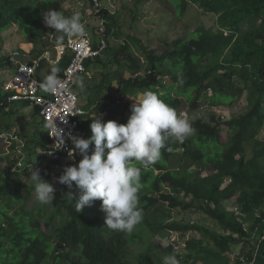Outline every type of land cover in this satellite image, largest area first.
Wrapping results in <instances>:
<instances>
[{"label":"trees","instance_id":"16d2710c","mask_svg":"<svg viewBox=\"0 0 264 264\" xmlns=\"http://www.w3.org/2000/svg\"><path fill=\"white\" fill-rule=\"evenodd\" d=\"M170 3L179 17L183 16L188 4L216 15V28L198 26L189 34L173 38L166 36L158 42L160 49L156 51L146 48L141 40L130 38L135 41L136 51L141 53L144 64L138 56L129 53L128 39L113 47V62L126 66L129 71L135 69L140 72L143 69L140 78L129 76L120 81V95L134 99L152 91L180 112L185 109L183 101L194 108L205 99L210 101L211 106L226 108L237 101L246 88L251 97L250 107L224 122L227 140L223 142L219 124L214 121L215 114L210 112V121L199 118L190 122L193 134L181 142L182 145L180 142L172 143L169 137L161 150L160 160L148 169H143L136 161L131 162L132 166L141 167L143 185L139 192L143 220L132 233H118L107 228L105 214L100 211V200H96L97 209L91 205L77 212L79 191L76 186L73 192H68L60 185L54 210L48 204L36 205V202L27 206L26 197L18 206L22 193L20 180L16 179L18 171H6L0 167V264H48V259L52 258L57 248L51 239L58 243V247L63 243L68 246V250L59 256L62 260L53 258L54 264L162 263L159 258L156 262L148 259L142 263L132 253L131 246L141 239L140 233H148L149 239L154 241L155 234H164L167 230L179 231L183 235L190 230L200 231L219 248L215 251L194 237L188 238L184 241L186 254L181 255L185 260L178 259L179 264H227L228 258L223 253L230 245L238 239L250 238L243 228V219L225 210L222 203L234 200L238 209L245 213L252 204L260 206L264 203V169L259 161L264 156V141L257 137L264 127V97L261 94L264 91V0H170ZM53 10L70 17L59 0H0V34L12 25L18 26L21 34L25 35V41L32 46L30 57H35L41 52L38 44L49 43L48 33H58L51 28L47 31L43 22V14ZM101 13L107 19L105 33L108 43L112 29L117 28L119 23L116 14L106 10ZM16 50L25 53L21 49ZM6 59L5 62L11 65L9 56ZM68 60L69 52H66L57 67L58 75ZM94 62L103 63L99 57L89 59L85 62L86 68ZM44 64L42 60L38 71ZM235 76L243 86L234 80ZM79 78L83 82L84 75ZM74 89L81 95L82 89L77 83ZM4 96L0 84V102L5 99ZM87 100L86 109L96 107L94 99L89 97ZM3 104L5 108L7 103ZM103 110L106 113L99 119L102 122L115 120L126 124L131 105L125 103L120 113L114 109L95 108L96 113ZM9 113L11 110L5 112ZM95 119V116L87 115L83 123ZM93 147L90 145V151ZM68 166L75 165L66 164L63 168ZM194 167H199V170ZM64 169L58 173L49 172V169L40 171L47 177L58 178ZM201 170L209 176L200 178ZM220 177L230 182L221 188ZM247 185L255 187L250 194L244 189ZM178 192L190 195L191 200H179ZM166 202L171 208L193 207L204 211L222 232L209 230L194 222L158 223L155 213L159 211V204ZM9 206L14 210L10 211ZM250 229L254 231L255 239L245 262L264 264V212L256 217ZM151 253L156 254L154 246ZM242 262L241 259L237 261Z\"/></svg>","mask_w":264,"mask_h":264},{"label":"rangeland","instance_id":"374dc122","mask_svg":"<svg viewBox=\"0 0 264 264\" xmlns=\"http://www.w3.org/2000/svg\"><path fill=\"white\" fill-rule=\"evenodd\" d=\"M59 2L66 10H68L69 16L79 14L81 21L86 19L89 29L94 30L98 22L93 17H87L90 10L88 0H59ZM105 4L114 14L117 15V22L119 23V26L112 29V32L108 37V47L99 57L103 63H92L88 68V74L84 76V87L81 90L79 99L83 106H85V103L88 101L87 98L90 97V99L95 100L98 107L104 106L106 108L118 109L119 102L126 99V96L120 95V81L128 78L129 76L140 78L143 75V69L140 72H137L135 69L129 71L126 66H119L117 63L112 61L113 54L111 49L119 46L126 39H128L130 45L128 49L129 53L135 56H140L141 53L136 51L135 41L130 40V38L139 39L146 48L156 51L160 47L158 42L162 41L166 36L167 38H173L181 34H189L198 26H204L207 29L216 28V15L206 13L194 4H188L183 16L181 17L178 16L177 11L175 10L174 5L170 3V0H144L142 2L139 0H106ZM85 27L87 26L85 25ZM46 30L48 31L49 27H47ZM92 33L93 35L90 36L92 44L94 47H97L100 38L96 36L95 32ZM23 35L16 25L10 26L7 30L0 34V84L3 85V87L5 86L4 83H7L10 77L14 75V67L5 62L7 61V56H9L11 52L16 51V49H21L28 54L30 52V48H32L31 44L25 41ZM62 35L65 37V34ZM66 37L68 36L66 35ZM49 42L48 49L52 51L51 45L54 43L51 40ZM38 47L44 50L42 44H38ZM53 53L49 52V55H53ZM12 54L13 53H11V55ZM43 66L44 67L39 71L38 77L44 81L46 76L50 74L51 69L54 67L57 68L58 66L52 65V63H45ZM164 79L167 80V76H165ZM237 79L238 78L235 76L234 80L243 86V83ZM164 82L165 81L163 80V83ZM97 89H99V91ZM245 89L243 90L241 97L226 108L211 106L212 104L208 99L200 100L194 108L186 105L183 101L186 115H181L178 111L177 114L186 118L190 123L191 121L199 118L210 121L211 117L209 114L210 112H214V121L219 124L222 132L221 141L223 142L227 140V134L225 133L226 127L225 125L223 126L224 122L233 116H237L245 112L250 107L251 97L248 90ZM4 94L5 92L2 90V95ZM207 94H209V92H207ZM261 94L264 97V91ZM140 99L135 100L138 102ZM11 105L15 108L21 107L23 111L14 112L13 114H5L4 117L2 116L3 120H0V127L8 123L10 126L13 125L12 123L16 118L18 121L22 120V122L25 121L26 123L22 126V122L20 121L17 127H15L16 132H20L18 136L22 140L17 138V140H13L12 142L9 140V142L4 138H0V167H3L6 171H11L14 169L13 166L16 160L18 161L20 157L25 159V162L20 168V172H18V175L16 176V179L20 180V190L22 192L21 201L18 203V206L23 203L25 197L27 206H32L33 202H36L37 205L39 201L36 199L34 186L28 177L30 175V165L33 169H35V166H38V168H44L45 166L44 161L42 163H33L37 154H40L43 157L46 156V153L41 152V149L39 148L41 147L40 142H45V127L42 123L37 121L38 117L31 105H22L20 102L13 103ZM92 109L95 111V108ZM128 111L130 112L131 110ZM90 116H96L97 119H100L105 116V110L101 111L97 115H95L94 112H91ZM20 128L21 131H19ZM88 130L90 134H92L91 129ZM257 137L264 141V127L260 129ZM170 140L172 143L178 144L179 142L173 137H170ZM180 145H182L181 142ZM259 161L264 169V156L260 157ZM188 163L190 164L191 160H189ZM64 164L65 163L63 162L54 169L47 165L46 169H49V172L58 173L63 170L61 167L63 168ZM76 166H78V164ZM196 170H199V167H196ZM40 175L45 181L51 183L55 189V198L53 202L48 203L51 210H54L53 205L55 204L61 184L54 176L47 177V174H44L41 171ZM205 176H209V173L201 170L199 177L201 178ZM218 182L222 188L226 186L230 180L220 177ZM62 186L66 191L73 192L75 184H73L71 188L63 184ZM167 188L169 191L171 190L169 187ZM244 189L250 194L255 187L247 185ZM177 196L179 200H184L185 202H189L192 198L190 195L185 196L183 192H178ZM92 205H94L95 209H97L96 201ZM212 205L213 204L210 206ZM222 205L225 210L236 216H240L243 219V228L247 231V236L250 237L249 239L245 237V239L236 240L235 243L231 244L230 248L223 253L224 256L228 258L227 264H240L237 263L239 259L243 261L242 264H248L245 262L246 256L248 252L250 253L253 240L255 239L254 231H252L250 227L256 217L260 215L261 212H264V203L260 206L252 204L250 210L246 211V213L238 209V204L235 203L234 200H225ZM9 209L10 211L14 210L13 207H10ZM154 218L157 219L158 223L162 222V224H171L176 222L187 224L194 222L196 224H200V226L208 228L209 230L222 232L218 224L213 219L208 217L204 211L193 207L186 209L183 207L171 208L167 202L160 203L159 211L155 213ZM42 228L44 229L43 225H41V229ZM186 233L183 235L179 231L175 232L167 230L164 234H155L154 241L149 239L148 233H140L141 239L136 240V242L131 246L132 253H135L136 257H138L142 263H145L148 259H152L156 262L159 258L162 260V263L155 264H163V258L166 255H177V259H182L181 255L186 254L184 241L191 237H194L203 245L213 248L215 251L219 250V248H216L213 245L210 238L200 231L190 230ZM51 242L54 246H57V248H55L52 258L48 259V264H54L53 258H59V256L64 254L66 249L68 250V246L64 243L58 247V243H56L54 239H51ZM153 246L156 248L155 255H152L151 253L153 251ZM165 249H170L171 251ZM59 259L62 260V257ZM182 260H185V257H183Z\"/></svg>","mask_w":264,"mask_h":264},{"label":"clouds","instance_id":"9594fccd","mask_svg":"<svg viewBox=\"0 0 264 264\" xmlns=\"http://www.w3.org/2000/svg\"><path fill=\"white\" fill-rule=\"evenodd\" d=\"M102 1L103 7L101 8V11L99 14H95L92 13L93 5L91 0H88L90 10L87 17H93L98 22L94 30L89 29L86 19L81 21L79 14H73L70 17H66L62 13L54 10L43 14L44 24L49 27V29L51 28L58 32L56 35L54 34V36H58L59 39H66V35L69 37L83 38L86 31H88L89 36H92V32H95L96 36L105 39L107 46L100 50L99 54L85 59V70L81 76L88 74L85 62L89 59L100 57L101 53L108 47L105 27L103 31L100 32L99 22L100 17H102L106 25L107 19L104 14L101 13L103 10H106L111 14L113 12L105 4L106 0ZM85 25L87 27H85ZM50 34L53 33H48L47 38L49 41ZM62 34H65V37H63ZM49 43L46 45L41 43L44 50L48 49ZM53 45L54 44L51 46ZM35 48L36 47H33V49ZM39 49L41 52L44 51L40 47ZM48 50L51 53L55 52L53 48L52 51L50 49ZM23 54L27 57L24 58V56H22V58H20L21 61L33 58L30 57V52L28 54ZM71 56L72 55L69 52V60ZM138 57L144 64L145 61L143 57L141 55ZM44 61L46 64H50L48 61ZM59 64L60 62L56 66H59ZM11 65L14 67L15 73L16 65L14 63H11ZM43 67L44 66H42V68ZM38 68L35 72V77L37 81L43 83L42 88L44 91L54 93L64 87L63 83L58 78L62 75V73L58 75V68H52L50 74L46 76L44 81L38 77L40 71H38ZM11 78L12 77H10V79ZM74 83H77L79 87L83 89L84 85L79 77H76ZM5 84L6 83H4V85ZM1 88L4 90L3 85H1ZM74 92L78 99L77 106L85 112L84 114L77 116L81 135L75 136L69 133V139L71 140L73 147L68 150V156L59 161L48 159L46 156L43 157L40 154L36 155L33 163L45 162L44 168H38V166H35V169H33L30 165V175L28 179L31 180L34 186L36 199L40 204H48L53 202L55 198V189L53 185L42 178L40 170L46 169L47 165L51 166L53 169L57 168L63 162L65 163L64 165L74 164L75 166H68L65 167V169L61 167V169H64L63 174L56 179L60 184L67 185L69 188L73 186V182L75 183V186L79 191V198L76 200V211L81 212L85 206H91L96 200H100V211L105 214V224L107 228L118 233H132L135 227L143 220V210L139 206V192L143 187L141 182V167L143 169H148L160 160L161 150L165 148L166 141L169 137H173L175 140L183 142L193 134L194 130L186 118L179 116L176 109L166 104L152 91H146L143 95H139L134 99L126 96V99L121 101L122 105L121 102H119V108L114 109L118 110L119 113L125 103L131 105V114L126 124L118 123L115 120L102 122L99 119H95L93 122L83 123L85 117L87 115L90 116L91 112H94L95 115H97L101 111L96 113L91 110L92 107L86 109L79 101L80 95L77 93L76 89H74ZM4 97L5 99L1 101L0 104L2 102H6L8 105L14 102H24L31 105L34 112L35 109L38 110L35 114L45 126V142H40L42 145L39 148L41 149V152H45L49 146V140L47 136L46 122L42 119L39 108L28 100L8 102L6 100L7 96ZM135 99L140 100L136 102ZM3 103L0 107H3ZM95 106L98 107L96 102ZM105 108L106 107H104V109ZM185 112L186 110L184 109L180 111V114L185 116ZM57 129L58 131L53 135L56 137L54 147L56 150H59L64 147L65 140L63 138V130L59 128ZM88 129H91L92 134H90ZM4 132L9 133L7 131ZM15 135L18 136L19 134ZM87 135L90 137L87 138ZM18 138L20 137L18 136ZM90 145H94L91 151ZM77 152L79 155L75 157L74 154ZM48 155L51 156L53 153L48 152ZM132 161L138 162L141 167L132 166ZM16 162L14 163V169L12 170L20 172L21 167L15 168ZM24 162L25 159L23 158V163ZM77 164L78 166H76ZM194 169L196 170L195 167ZM163 264H179V260L176 255H166L163 258Z\"/></svg>","mask_w":264,"mask_h":264},{"label":"built area","instance_id":"2783aa9c","mask_svg":"<svg viewBox=\"0 0 264 264\" xmlns=\"http://www.w3.org/2000/svg\"><path fill=\"white\" fill-rule=\"evenodd\" d=\"M93 5L92 13L99 14L103 7L102 0H91ZM100 32L105 27V21L100 17ZM49 39L54 43L52 48L55 50L53 55H49V50L46 49L38 56L20 60L23 53L13 51L9 54V61L16 65L15 73L12 78L5 84L4 91L8 102L17 100H28L39 108L42 119L46 122L47 136L49 146L46 153V158L59 161L68 156V150L73 147L69 139V133L75 136L81 135L77 116L84 114V110L77 106V95L74 92L76 77H80L84 70V61L88 57H93L99 54L100 50L104 49L107 44L105 39L100 38L98 45L94 47L90 39L88 31L83 38L66 37L59 39L54 34L49 35ZM66 52L72 55L67 65L62 70V75L58 78L63 83L64 87L54 93H49L43 90L42 82L36 80L35 72L42 60H46L53 65H57ZM51 53V52H50ZM27 56H24V58ZM142 59V58H141ZM2 105V103L0 104ZM63 130V138L65 145L63 148L56 150L54 145L56 137L53 136L58 129ZM3 134V135H2ZM0 133L1 139L6 141L17 140L18 136L12 133ZM19 139V138H18ZM10 142V141H9ZM48 152L53 155L49 156ZM75 157L79 153L74 154ZM72 159V158H71ZM74 160V159H72ZM23 165V157L16 162L15 168H20Z\"/></svg>","mask_w":264,"mask_h":264},{"label":"crops","instance_id":"0c3cea01","mask_svg":"<svg viewBox=\"0 0 264 264\" xmlns=\"http://www.w3.org/2000/svg\"><path fill=\"white\" fill-rule=\"evenodd\" d=\"M5 102V101H4ZM14 103H16V102H14ZM11 104H13V103H11ZM11 104H6V107L4 108V107H2L3 109L2 110H0V120H3L2 119V116L4 117L5 116V112L6 111H8V110H11V113H9V114H13L14 112H18V111H23L22 110V108L21 107H12V105ZM22 105H24V104H22ZM4 106V105H3ZM6 108H7V110H6ZM24 119V118H23ZM25 120V119H24ZM21 121V120H20ZM20 121H18V119L16 118L15 120H14V122L12 123L13 125H9V123L8 124H6V125H2V127H0V133H2V132H4V131H7V132H9V133H12V134H18V132H16V130H15V127H17V125H18V123L20 122ZM37 121L38 122H40L41 120H39V119H37ZM40 123H42V122H40ZM8 125H9V128H8ZM45 127V126H44ZM40 145H42L41 143H40Z\"/></svg>","mask_w":264,"mask_h":264}]
</instances>
